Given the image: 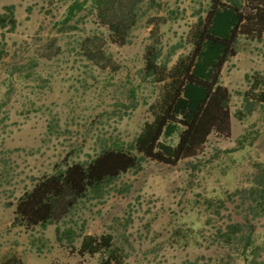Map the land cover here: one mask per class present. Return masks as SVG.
<instances>
[{"label": "rangeland", "instance_id": "obj_1", "mask_svg": "<svg viewBox=\"0 0 264 264\" xmlns=\"http://www.w3.org/2000/svg\"><path fill=\"white\" fill-rule=\"evenodd\" d=\"M73 1L0 0V13L14 5L17 21L11 31L0 29V241L40 250L52 264H101L100 255H79L81 239L59 243L56 224L20 225L17 201L38 180L136 138L153 120L162 87L144 78L145 49L154 40L147 20L163 18L155 36L163 56L172 51L170 67L193 49L190 30L214 0L144 3L124 45L113 42L90 4L64 22ZM256 72H264V34L241 37L222 68L231 93L229 137L211 134L197 156L175 165L144 159L102 197L79 199L61 228L112 235L123 264H264V216L254 215L244 191L264 170V112L256 105L236 114L250 86L246 75ZM235 223L243 235L227 243L222 234ZM247 234L252 245L245 248Z\"/></svg>", "mask_w": 264, "mask_h": 264}, {"label": "trees", "instance_id": "obj_2", "mask_svg": "<svg viewBox=\"0 0 264 264\" xmlns=\"http://www.w3.org/2000/svg\"><path fill=\"white\" fill-rule=\"evenodd\" d=\"M144 3L149 7L158 4L157 0H74L67 8L64 22L90 4L99 21L108 27L113 42L124 45L143 15L139 11ZM149 19L148 24L154 25V40L145 49L144 78L162 84L158 100L151 105L153 120L145 122L126 147L117 143L107 146L88 164L76 162L38 180L18 199L15 210L20 225L46 228L56 224L59 243L66 240L73 245L81 239L79 255H100L101 264L124 263L125 256L115 246L112 235L77 233L72 226L62 229L60 221L70 214L79 199L89 195L102 197L106 187L121 174L140 169L144 159L175 165L197 156L211 134L230 136L231 93L221 83V72L224 64L237 54L241 37L263 38L264 0H214L206 16L190 30L193 49L170 67L172 51L163 56L161 41L155 36L163 18ZM16 22L14 5L5 6L0 13V29L11 31ZM246 79L250 86L243 93L244 106L237 110L238 116L253 112L256 105L264 112V72L247 74ZM174 136L176 144L165 141ZM251 184L244 191L252 201L254 215L264 216V170ZM242 227L240 223L229 224L222 234L225 241L232 243L242 236ZM251 240L247 234L245 248L252 245Z\"/></svg>", "mask_w": 264, "mask_h": 264}, {"label": "crops", "instance_id": "obj_3", "mask_svg": "<svg viewBox=\"0 0 264 264\" xmlns=\"http://www.w3.org/2000/svg\"><path fill=\"white\" fill-rule=\"evenodd\" d=\"M17 242L0 241V264H41L42 260L50 261V257L40 250L29 249Z\"/></svg>", "mask_w": 264, "mask_h": 264}]
</instances>
